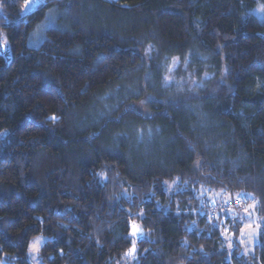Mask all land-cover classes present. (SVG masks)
<instances>
[{"label":"trees","instance_id":"obj_1","mask_svg":"<svg viewBox=\"0 0 264 264\" xmlns=\"http://www.w3.org/2000/svg\"><path fill=\"white\" fill-rule=\"evenodd\" d=\"M25 1L0 0V256L264 264V0ZM219 190L256 200L250 254L190 211Z\"/></svg>","mask_w":264,"mask_h":264},{"label":"rangeland","instance_id":"obj_2","mask_svg":"<svg viewBox=\"0 0 264 264\" xmlns=\"http://www.w3.org/2000/svg\"><path fill=\"white\" fill-rule=\"evenodd\" d=\"M53 0H26L23 4L22 11L24 14L31 13L36 10L39 6ZM258 15L263 16L264 12L262 7L258 6L255 10ZM59 12L56 8H49L47 10L45 18L42 20L40 29L37 31L34 28L32 35L29 40V45L37 47L44 40L46 36V30L49 27L56 26ZM41 22V21H40ZM39 22V23H40ZM170 77V73H169ZM173 188L170 184L168 189ZM203 193L200 192L201 195ZM233 195V196H232ZM208 202L207 206L200 210L190 211H201V213H208L210 217L216 218L219 214H223L219 225L222 232L225 235L226 245L228 248H233L236 243L240 247V251L244 254H250L254 250L255 244L258 242L260 234L261 218L257 214L256 200L250 194L245 193H228L227 191H210L207 193ZM227 219H229L227 221ZM231 226H237L239 232L234 234L230 229ZM47 240V236L38 234L34 236L28 245L27 259L31 264H43L40 259L39 251L41 246ZM39 241V243H36ZM35 245V250L29 251V249ZM235 246V245H234ZM0 264H13L12 261L8 260L6 256H0Z\"/></svg>","mask_w":264,"mask_h":264},{"label":"water","instance_id":"obj_3","mask_svg":"<svg viewBox=\"0 0 264 264\" xmlns=\"http://www.w3.org/2000/svg\"><path fill=\"white\" fill-rule=\"evenodd\" d=\"M0 52L4 54L8 59L11 57V52L6 43L0 42Z\"/></svg>","mask_w":264,"mask_h":264},{"label":"clouds","instance_id":"obj_4","mask_svg":"<svg viewBox=\"0 0 264 264\" xmlns=\"http://www.w3.org/2000/svg\"><path fill=\"white\" fill-rule=\"evenodd\" d=\"M42 23H43V21H41L40 23H38V24L35 26L37 31L40 29ZM33 250H35V245H33V246L29 249V251H33Z\"/></svg>","mask_w":264,"mask_h":264},{"label":"snow or ice","instance_id":"obj_5","mask_svg":"<svg viewBox=\"0 0 264 264\" xmlns=\"http://www.w3.org/2000/svg\"><path fill=\"white\" fill-rule=\"evenodd\" d=\"M36 243H39V241H37Z\"/></svg>","mask_w":264,"mask_h":264}]
</instances>
